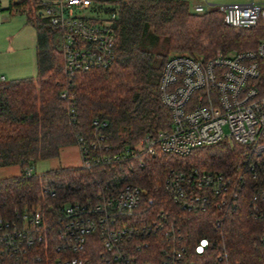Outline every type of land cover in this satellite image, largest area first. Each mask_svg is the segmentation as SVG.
I'll return each mask as SVG.
<instances>
[{
    "label": "built area",
    "instance_id": "2783aa9c",
    "mask_svg": "<svg viewBox=\"0 0 264 264\" xmlns=\"http://www.w3.org/2000/svg\"><path fill=\"white\" fill-rule=\"evenodd\" d=\"M37 1L36 15L62 35L68 73L114 63L117 5L96 0ZM220 10L226 24L235 28L255 27L264 19V5L258 3H232ZM194 11L204 13L207 7L197 5ZM261 59L264 39L255 49L218 51L208 60L173 54L159 84L162 103L172 116L169 129L107 153L108 123L95 119L93 138L80 137L78 143L87 169L136 160L144 167V157L158 152L187 156L218 143L243 146L241 164L228 170L171 171L161 198H146L144 188L127 183L118 191L99 193L93 202L65 204L55 220L40 210H26L15 220L0 218V264H264V254L248 262L236 260L223 240L216 243L210 237L201 238L188 251L172 211L158 209L171 204L196 213L213 208L218 212L214 228L221 238L226 221L240 214L243 200L250 219L259 222L258 245L264 248V185L257 179L258 170L264 169ZM5 80L0 76V82ZM67 97L64 91L62 98ZM153 243L158 257L144 259L142 251Z\"/></svg>",
    "mask_w": 264,
    "mask_h": 264
},
{
    "label": "trees",
    "instance_id": "16d2710c",
    "mask_svg": "<svg viewBox=\"0 0 264 264\" xmlns=\"http://www.w3.org/2000/svg\"><path fill=\"white\" fill-rule=\"evenodd\" d=\"M96 1L119 7L115 61L106 68L70 74L57 44L59 31L36 15L38 1L9 0L6 10L25 13L37 29V76L0 82V167H21L20 174L0 179V218L15 220L26 210H40L55 220L65 204L93 202L99 193L118 191L127 183L144 188L146 198H161L171 171L228 170L242 163L243 146L218 143L187 156L158 152L144 157V167L136 160L91 169L71 166L28 172L38 161L57 158L61 149L78 145L80 137L92 139L95 119L108 123L107 153L169 129L172 116L162 103L159 84L170 54L208 60L218 51L255 49L264 39V19L255 27L235 28L226 24L219 8L197 13L186 0ZM260 67L264 86V59ZM64 91L67 98H62ZM258 171L257 179L264 185V169ZM241 204L240 214L226 221L221 238L214 228L218 212L213 208L196 213L171 204L158 209L172 211L188 251L201 238L210 237L216 243L223 240L234 259L248 262L262 257L264 248L258 245L259 222L250 219L243 200ZM157 251L153 243L142 251L144 259L158 257Z\"/></svg>",
    "mask_w": 264,
    "mask_h": 264
},
{
    "label": "rangeland",
    "instance_id": "374dc122",
    "mask_svg": "<svg viewBox=\"0 0 264 264\" xmlns=\"http://www.w3.org/2000/svg\"><path fill=\"white\" fill-rule=\"evenodd\" d=\"M10 5L9 0H0V65L7 68V81L36 77L37 76V29L28 22V16L14 10H6ZM4 9V10H3ZM45 20L44 18H42ZM59 49L63 48V38L57 34ZM164 49V45L161 47ZM173 55L170 54L169 57ZM82 166V155L78 145L61 149L60 156L50 160L38 161L33 172L38 174L60 167ZM19 165L0 167V179L9 178L20 174Z\"/></svg>",
    "mask_w": 264,
    "mask_h": 264
},
{
    "label": "crops",
    "instance_id": "0c3cea01",
    "mask_svg": "<svg viewBox=\"0 0 264 264\" xmlns=\"http://www.w3.org/2000/svg\"><path fill=\"white\" fill-rule=\"evenodd\" d=\"M186 1H188L189 6L192 11H194L197 5H205L207 7V10L210 8L220 9L221 6L229 5L232 3H258L261 5H264V0H186ZM11 13L13 14L15 12H11ZM36 46H37V43H36ZM7 74H10L9 69L3 68L0 65V76H5L6 78Z\"/></svg>",
    "mask_w": 264,
    "mask_h": 264
}]
</instances>
